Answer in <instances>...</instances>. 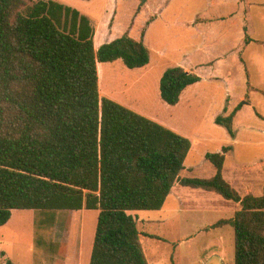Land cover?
I'll return each instance as SVG.
<instances>
[{"label":"trees","instance_id":"16d2710c","mask_svg":"<svg viewBox=\"0 0 264 264\" xmlns=\"http://www.w3.org/2000/svg\"><path fill=\"white\" fill-rule=\"evenodd\" d=\"M119 59L143 68L150 49L129 33L96 49L90 18L56 0H0V226L15 210L51 213L49 221L98 210L90 264H150L129 211L161 210L180 182L239 204L216 226L234 228L235 264H264V194L241 196L220 153L207 154L213 177L181 178L191 140L101 96L98 64ZM199 81L170 67L161 98L175 106ZM240 108L216 119L233 136Z\"/></svg>","mask_w":264,"mask_h":264},{"label":"rangeland","instance_id":"374dc122","mask_svg":"<svg viewBox=\"0 0 264 264\" xmlns=\"http://www.w3.org/2000/svg\"><path fill=\"white\" fill-rule=\"evenodd\" d=\"M153 59L155 62L154 55ZM98 69L105 94L113 92L134 102L146 113L191 135L194 147L185 162L191 173L182 172V178L216 174L217 168L206 154L221 152L223 146L234 143L227 131L210 121L218 113L217 107L192 109L187 117L161 98L160 86H156L158 71L130 69L121 59L101 63ZM263 128L258 125L250 132L240 131L241 144L225 161L228 179L241 196L264 194V147L257 141ZM244 164L237 170L231 167ZM238 208L239 204L216 192L188 188L179 198L167 199L161 210H132L129 214L137 219L150 264H235L234 228L216 224L234 217ZM98 214V210L86 209L57 211L49 221L51 213L13 211L12 220L0 226V264H90Z\"/></svg>","mask_w":264,"mask_h":264},{"label":"crops","instance_id":"0c3cea01","mask_svg":"<svg viewBox=\"0 0 264 264\" xmlns=\"http://www.w3.org/2000/svg\"><path fill=\"white\" fill-rule=\"evenodd\" d=\"M56 1L78 9L90 18L95 28L96 49L125 33L143 41L150 49L151 61L147 66L137 69L158 71L157 87L170 67L180 66L199 75L201 81L187 87L180 102L173 107L180 108L187 117L192 115V109L217 107L218 113L210 121L234 139L233 144L225 145L221 152H217L225 155V161L234 153L236 145L241 144L240 131L250 132L248 130L256 129L258 125L264 126V0ZM102 92L100 89L101 96H109L139 114L191 138V135L174 125L146 113L134 102H128L113 92ZM239 105L241 108L234 118L233 136L216 119L221 115H230ZM261 131L264 132V128ZM261 134L257 140L258 146L264 147V134ZM193 147L192 142L191 150ZM245 165L231 167L237 170ZM226 168L223 166L222 174L224 171L226 180L231 183ZM190 170L185 166L182 172L191 173ZM186 187L177 182L168 199L172 196L179 198L184 190L192 188Z\"/></svg>","mask_w":264,"mask_h":264}]
</instances>
